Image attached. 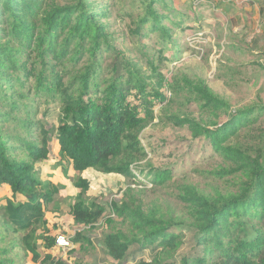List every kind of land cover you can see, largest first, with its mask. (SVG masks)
Masks as SVG:
<instances>
[{
  "label": "trees",
  "instance_id": "obj_1",
  "mask_svg": "<svg viewBox=\"0 0 264 264\" xmlns=\"http://www.w3.org/2000/svg\"><path fill=\"white\" fill-rule=\"evenodd\" d=\"M158 2L164 0H143L144 13L134 20L132 34L159 31L164 42L170 38L162 23L167 16L154 7ZM106 14L89 0H2L0 187H9L11 197L0 203V264H16L10 256L16 248L15 257L21 251L34 263L66 264L50 252L56 238L46 226L49 206L55 212L66 207L75 225L89 228L110 209L116 218H105L108 230L97 241L116 264H264V104L233 111L204 79H168L160 71L164 56L141 52L147 74L112 43L102 21ZM179 95L182 105L195 103L206 118L180 108L169 111L166 102ZM41 102L43 115L51 103L58 109L53 134L37 118ZM156 117L186 126L221 156L222 163L200 170L209 189L193 181L176 184L181 214L145 202L131 187L119 200L89 196L87 170L133 180L134 170L146 169L144 176L154 185L168 183L171 171L152 166L140 141ZM243 130L241 144L236 138ZM52 153L76 188L73 195H64L67 184L41 178L39 165ZM186 232H192L193 243L181 250ZM71 242L91 245L81 231ZM147 248L150 259L141 256Z\"/></svg>",
  "mask_w": 264,
  "mask_h": 264
},
{
  "label": "rangeland",
  "instance_id": "obj_2",
  "mask_svg": "<svg viewBox=\"0 0 264 264\" xmlns=\"http://www.w3.org/2000/svg\"><path fill=\"white\" fill-rule=\"evenodd\" d=\"M55 1L64 3L67 0ZM89 3L95 10L107 12L102 21L106 24L112 43L127 57L134 59L147 74L150 69L141 52L156 59L160 55L164 56L160 71L168 79L173 76L180 79L183 76L204 79L214 93L229 102L233 111L253 104H264V0H164L155 3L154 7L167 16L162 19L170 35L166 42L160 37L159 31L147 32L148 25L144 29L147 37L131 33L134 20L144 13L143 0H89ZM163 3L167 4V8L163 7ZM159 49H163V53H157ZM172 99H168L165 105L169 111H180L177 109L180 108L197 118L201 115L206 118V113H201L195 103L182 105L185 102L183 95L177 96L175 102ZM44 107L41 102L37 118L43 119L53 134L58 125V109L51 103L49 113L43 115ZM161 111L155 110L160 116ZM223 118L225 116L221 115L220 120ZM261 125L262 121L256 127ZM239 132L236 140L241 144L246 143L247 131ZM140 141L152 166L171 171V179L166 181L168 183L163 186L154 185L150 179L145 178L146 169L142 174L134 170L136 178L133 180L87 170L84 175L92 181L89 196L105 195L119 200L123 191L131 187L145 202L160 203L163 210L170 207L174 214H181L184 209L175 196L176 184L193 181L200 188L209 189L205 184L206 175L200 173V170H208L222 163L221 156L212 150L206 139L193 138L186 126L166 124L158 117L143 129ZM39 167L42 179L67 184L64 195L75 193L76 188L72 189L70 182L64 178L63 166L58 164L53 153ZM68 173L71 176L73 170L69 168ZM6 197H11L10 189L1 186L0 203ZM49 209L52 210L51 206L45 212V218L51 236L57 239L63 235L70 240L76 232L81 231L88 234L91 241V245L84 242V248H79V244L72 242L61 247L56 240L55 246L50 249L55 259L63 260L66 264L77 261L117 263L104 255L97 241L101 233L108 230L105 218H116L110 209L106 208L104 217L93 228L75 225L64 206L60 212ZM184 240L181 250H188L193 243L192 232H186ZM18 251L19 248H16L10 254L16 264H48L34 263L30 254L21 251L15 257ZM151 254L147 248L141 256L150 259Z\"/></svg>",
  "mask_w": 264,
  "mask_h": 264
},
{
  "label": "built area",
  "instance_id": "obj_3",
  "mask_svg": "<svg viewBox=\"0 0 264 264\" xmlns=\"http://www.w3.org/2000/svg\"><path fill=\"white\" fill-rule=\"evenodd\" d=\"M57 244L61 247H64V245H68L69 240L66 239L63 235H60L57 237Z\"/></svg>",
  "mask_w": 264,
  "mask_h": 264
}]
</instances>
